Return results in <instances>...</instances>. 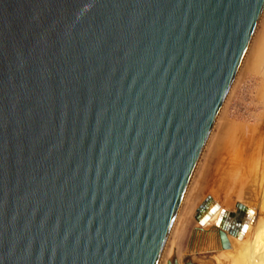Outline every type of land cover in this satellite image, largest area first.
I'll list each match as a JSON object with an SVG mask.
<instances>
[{
    "label": "water",
    "instance_id": "obj_1",
    "mask_svg": "<svg viewBox=\"0 0 264 264\" xmlns=\"http://www.w3.org/2000/svg\"><path fill=\"white\" fill-rule=\"evenodd\" d=\"M263 6L0 0V264H157Z\"/></svg>",
    "mask_w": 264,
    "mask_h": 264
},
{
    "label": "bare ground",
    "instance_id": "obj_2",
    "mask_svg": "<svg viewBox=\"0 0 264 264\" xmlns=\"http://www.w3.org/2000/svg\"><path fill=\"white\" fill-rule=\"evenodd\" d=\"M246 74L258 84L257 99L252 102L258 111L239 123L228 119L225 105L234 85ZM217 176L224 180V199H207V204L198 205L200 198L205 199V187L210 189L207 181ZM194 211L199 213L195 219ZM230 215L234 224L227 230ZM199 230L200 237L214 235L213 245L223 250L222 264H264V6L185 186L157 264H172L174 253L179 256L187 239Z\"/></svg>",
    "mask_w": 264,
    "mask_h": 264
},
{
    "label": "rangeland",
    "instance_id": "obj_3",
    "mask_svg": "<svg viewBox=\"0 0 264 264\" xmlns=\"http://www.w3.org/2000/svg\"><path fill=\"white\" fill-rule=\"evenodd\" d=\"M250 76V77H249ZM249 77V79H248ZM253 76L251 74H246L244 78H242V83L241 81L237 82L232 88L231 92L228 94L227 97V104L225 105V111L228 119L234 121V122H244L248 121L250 118L252 112H257L258 110L254 109L252 106L255 99V95L257 94L256 91H258V84L257 82L253 81ZM248 79V80H247ZM244 80V81H243ZM240 84V85H239ZM248 84V85H247ZM256 86H255V85ZM254 87V88H253ZM257 87V88H255ZM236 88V89H235ZM254 89V90H252ZM256 93V94H255ZM251 105H250V104ZM228 107V108H227ZM248 107V108H247ZM250 108V109H249ZM250 115V116H249ZM242 117V119H241ZM244 120V121H243ZM250 121V120H249ZM218 178V179H216ZM214 177L213 181L210 179L207 182H211L208 188L209 190L205 187L203 194L205 196L200 201L199 199V204L200 205L202 202L207 204V199H215L218 197L219 200L224 199V194L221 189L223 188V179L220 178V176ZM216 181V182H215ZM221 183V184H220ZM222 185V186H221ZM213 187V188H212ZM208 191H207V190ZM207 191V192H206ZM206 194V195H205ZM212 196V197H211ZM205 200V201H204ZM234 201V198H233ZM201 202V203H200ZM238 207V206H237ZM233 209L231 212L235 213L236 209ZM195 213L193 214V218L195 219L196 216H198V212L194 211ZM197 213V215H196ZM233 217L231 215L227 217L226 222L228 223L226 225V229L229 230L232 226L233 220H231ZM201 230L197 231L196 235L191 236L189 239H187V244L183 247L182 251L180 252L179 256H176V253L172 256V264H187V263H192V264H222V259L219 257L220 252H223L221 249L220 245H213V243H216V240L214 239V235L212 238H205V237H200ZM207 242L210 244L208 245ZM217 246V248H216ZM178 257V258H177Z\"/></svg>",
    "mask_w": 264,
    "mask_h": 264
}]
</instances>
